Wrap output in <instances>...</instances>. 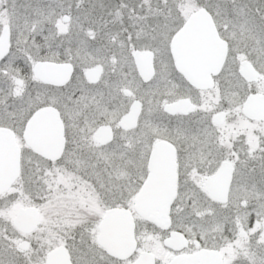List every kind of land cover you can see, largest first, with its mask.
<instances>
[{
	"label": "snow or ice",
	"instance_id": "obj_1",
	"mask_svg": "<svg viewBox=\"0 0 264 264\" xmlns=\"http://www.w3.org/2000/svg\"><path fill=\"white\" fill-rule=\"evenodd\" d=\"M0 264H264V0H0Z\"/></svg>",
	"mask_w": 264,
	"mask_h": 264
}]
</instances>
